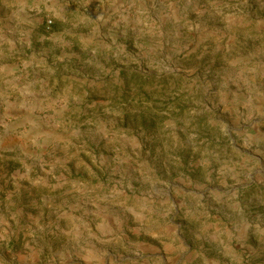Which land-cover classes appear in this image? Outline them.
I'll use <instances>...</instances> for the list:
<instances>
[{
    "label": "rangeland",
    "instance_id": "1",
    "mask_svg": "<svg viewBox=\"0 0 264 264\" xmlns=\"http://www.w3.org/2000/svg\"><path fill=\"white\" fill-rule=\"evenodd\" d=\"M0 264H264V0H0Z\"/></svg>",
    "mask_w": 264,
    "mask_h": 264
},
{
    "label": "trees",
    "instance_id": "2",
    "mask_svg": "<svg viewBox=\"0 0 264 264\" xmlns=\"http://www.w3.org/2000/svg\"><path fill=\"white\" fill-rule=\"evenodd\" d=\"M136 76H139L140 78H142V80H148L149 79V77H146V76H141V75H136ZM173 77H174L173 74L165 75L164 77L159 78L158 81L166 82L169 78H173ZM131 81H133V80H131ZM147 83L149 84L150 82H147Z\"/></svg>",
    "mask_w": 264,
    "mask_h": 264
},
{
    "label": "built area",
    "instance_id": "3",
    "mask_svg": "<svg viewBox=\"0 0 264 264\" xmlns=\"http://www.w3.org/2000/svg\"><path fill=\"white\" fill-rule=\"evenodd\" d=\"M47 23H48V26H50L52 24V21H48Z\"/></svg>",
    "mask_w": 264,
    "mask_h": 264
}]
</instances>
